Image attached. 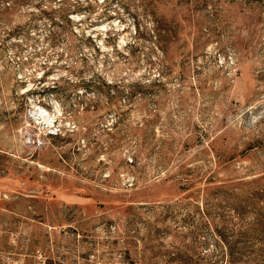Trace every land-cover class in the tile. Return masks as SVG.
<instances>
[{"label":"rangeland","instance_id":"1","mask_svg":"<svg viewBox=\"0 0 264 264\" xmlns=\"http://www.w3.org/2000/svg\"><path fill=\"white\" fill-rule=\"evenodd\" d=\"M0 264H264V0H0Z\"/></svg>","mask_w":264,"mask_h":264},{"label":"bare ground","instance_id":"2","mask_svg":"<svg viewBox=\"0 0 264 264\" xmlns=\"http://www.w3.org/2000/svg\"><path fill=\"white\" fill-rule=\"evenodd\" d=\"M48 121V122H51L52 121V114H48V113H46V112H42V121ZM49 120H51V121H49ZM54 126H55V124H54Z\"/></svg>","mask_w":264,"mask_h":264}]
</instances>
